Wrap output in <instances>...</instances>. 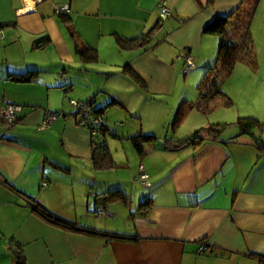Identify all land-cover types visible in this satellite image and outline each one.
I'll return each instance as SVG.
<instances>
[{
    "label": "crops",
    "instance_id": "0c3cea01",
    "mask_svg": "<svg viewBox=\"0 0 264 264\" xmlns=\"http://www.w3.org/2000/svg\"><path fill=\"white\" fill-rule=\"evenodd\" d=\"M161 1L0 0V112L22 106L14 124L0 119V264H16V249L24 264H264V152L235 123L254 117L264 140V106L191 107L171 125L181 102L199 104L196 89H181L208 65L217 33L205 24L243 0H165V17ZM60 3L69 13L55 12ZM77 45L89 47L86 57ZM187 53L194 64L184 74ZM20 73L31 79L12 77ZM88 98L104 106L98 142L115 166L93 165L91 134L70 114V99ZM47 109L65 114L38 129ZM214 123L224 126L200 142L165 147ZM140 162L150 184L135 188ZM123 167L125 175L113 170ZM118 188L122 199L109 192ZM32 201L76 228L44 218Z\"/></svg>",
    "mask_w": 264,
    "mask_h": 264
},
{
    "label": "trees",
    "instance_id": "16d2710c",
    "mask_svg": "<svg viewBox=\"0 0 264 264\" xmlns=\"http://www.w3.org/2000/svg\"><path fill=\"white\" fill-rule=\"evenodd\" d=\"M162 1H161V6H162ZM258 2L259 0H243L231 12L227 14H216L212 20H210L208 23L205 24L203 28L204 32L217 33L218 35H220V42L218 44L216 62L213 66H208L205 69L200 81L196 85L199 104L194 102L188 103L187 101L181 102V104H179L178 108L176 109V112L173 117V121L171 123L173 127L174 126L177 127L180 124V122L183 120L184 116L186 115V112L191 107H196L197 109L203 112H208L210 109L219 105L220 103L222 105L224 104L225 106L230 104L229 100L223 99L224 94L221 89V83L222 80L225 78V76H228L232 73L237 63L244 62L247 63L249 66L252 67L255 66V56H254L255 54L252 49L254 44L250 32V23H248V20L246 23L241 21H243V18L245 19L246 17L247 18L251 17L249 10L254 9L257 6ZM248 3L250 4V7L247 8L245 11L244 4H247L248 6ZM156 28H159V23L151 27L142 38L144 37L149 38L150 36H152ZM42 41L43 38L37 39L34 42V46H40ZM88 49L89 47H80L79 45H77L76 47V51L83 57H86V53ZM90 52L91 51H89V53ZM187 55L190 54L187 53ZM125 67H126V73L129 76L133 77L138 81L140 80L128 65H126ZM12 77L16 80H22V81L31 79L30 73H24V74L20 73ZM218 100H220V102H218ZM85 101L87 102L88 106L93 108L96 114L103 115L102 111L104 106L95 107L93 105L92 98H88ZM202 101L204 102L203 106H202ZM54 111L57 112L59 110H54ZM63 113L65 114L64 111ZM72 113L76 115V110L74 112H71L70 114ZM235 123L239 125L241 131L250 133L253 136L254 143L259 149V151L264 152V140L260 138L258 135H254L252 130L253 128H258V129L261 128L262 126L261 122L251 116H240L239 118H237ZM223 126L224 124H220V123L210 124L207 127H202L195 130L192 134H190L189 136H187L182 140H167L165 142V147L170 149H175V148H179L183 144H189V143L193 144L200 142L205 138L204 137L205 135L207 136L210 135L211 132L219 131ZM100 130H101L100 136L91 135V140H92L91 158L93 161V165L97 168L99 167L106 168V167L115 166L116 163L111 158L107 146L103 142H98L100 137L105 132V125L102 126ZM144 137L146 136L140 134L134 136L132 139L135 141L136 144H139L138 138H144ZM121 190L122 189L118 188L109 192L112 196H117L120 199H122L124 198V196ZM30 204L32 205L31 207L33 208V210L38 214H40L41 216H43L44 218L53 221L54 223L59 224L62 227H66L70 229L76 228L74 224L52 213L51 211L46 210L38 202L32 201ZM147 204H149L148 199H144L143 201H141L139 207L146 206ZM94 233L99 234L101 236H108L114 239L132 240V241H136L139 239L137 235H129V234H123L117 232L94 231ZM14 253L16 255V264H24V254L22 252V249H16V251L14 250Z\"/></svg>",
    "mask_w": 264,
    "mask_h": 264
},
{
    "label": "rangeland",
    "instance_id": "374dc122",
    "mask_svg": "<svg viewBox=\"0 0 264 264\" xmlns=\"http://www.w3.org/2000/svg\"><path fill=\"white\" fill-rule=\"evenodd\" d=\"M245 11L250 7V4H244ZM251 17L243 18L241 22L250 23V32L251 37L253 39V51L255 56V66H249L247 63L240 62L237 63L232 71V73L222 80L221 89L224 94L223 99H227L230 101L228 106L236 107L241 103H245L248 107L258 108L261 104L264 106L262 102H264V0H259L257 6L254 9H250ZM250 20V21H249ZM212 44V53L208 55L206 58L208 60V65H206L202 69L201 75L198 76L194 83H188L193 80V75L195 72L193 69L186 74V84L191 88H182L181 91L184 93L194 94L195 89V97L197 96V88L196 85L200 81L205 69L207 66H213L216 62L217 57V49L218 44L220 42V35L216 34L214 36ZM209 51V50H208ZM192 66V65H191ZM189 66V68L191 67ZM185 67V66H184ZM183 73V69H182ZM185 74V73H184ZM85 101V100H84ZM220 102V100H218ZM239 103V104H238ZM246 108L245 106H243ZM114 171H122V174L125 175L129 171L126 167L122 169L117 168L113 169ZM129 183V181H127ZM135 188L142 187V184L136 181Z\"/></svg>",
    "mask_w": 264,
    "mask_h": 264
},
{
    "label": "built area",
    "instance_id": "2783aa9c",
    "mask_svg": "<svg viewBox=\"0 0 264 264\" xmlns=\"http://www.w3.org/2000/svg\"><path fill=\"white\" fill-rule=\"evenodd\" d=\"M54 10L57 13H69L70 7L65 3L54 4ZM160 12L164 17L170 13L165 1H162ZM184 57L186 59L187 65L183 68V73H186L189 69V66L194 64V61L191 55L184 54ZM70 103L76 108V119L78 124L86 127L91 135L100 136V128L106 123L104 115L96 114L93 108L88 106L86 101H76L74 99H70ZM20 110L21 105L8 102L0 112V119L3 121V123L11 125L17 120ZM63 114V111L56 112L54 110L47 109L40 124H38V129H43L50 126V124L56 120L57 117L62 116ZM137 177L142 185L148 186L150 184L148 173L145 171L144 165L141 162L138 165Z\"/></svg>",
    "mask_w": 264,
    "mask_h": 264
}]
</instances>
